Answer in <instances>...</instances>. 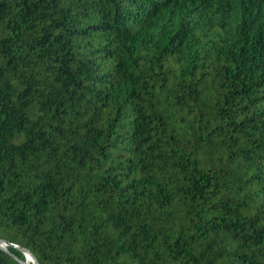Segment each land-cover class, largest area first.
<instances>
[{
	"label": "trees",
	"instance_id": "16d2710c",
	"mask_svg": "<svg viewBox=\"0 0 264 264\" xmlns=\"http://www.w3.org/2000/svg\"><path fill=\"white\" fill-rule=\"evenodd\" d=\"M0 239L264 264V0H0Z\"/></svg>",
	"mask_w": 264,
	"mask_h": 264
},
{
	"label": "water",
	"instance_id": "95a60500",
	"mask_svg": "<svg viewBox=\"0 0 264 264\" xmlns=\"http://www.w3.org/2000/svg\"><path fill=\"white\" fill-rule=\"evenodd\" d=\"M2 243L17 249L22 253H25V252L28 253L34 259V264H38V261L35 259V257L23 246L18 245V244H14V243H10V242H7L5 240L0 239V248L5 250V251H6V249L1 245ZM13 257L19 264H27L26 261H24V260H22L16 256H13Z\"/></svg>",
	"mask_w": 264,
	"mask_h": 264
},
{
	"label": "bare ground",
	"instance_id": "6f19581e",
	"mask_svg": "<svg viewBox=\"0 0 264 264\" xmlns=\"http://www.w3.org/2000/svg\"><path fill=\"white\" fill-rule=\"evenodd\" d=\"M1 245L6 249L7 247L6 244L2 243ZM23 255L25 256V259H26L25 261L27 264H32V263L34 264V259L28 253L25 252L23 253Z\"/></svg>",
	"mask_w": 264,
	"mask_h": 264
},
{
	"label": "rangeland",
	"instance_id": "374dc122",
	"mask_svg": "<svg viewBox=\"0 0 264 264\" xmlns=\"http://www.w3.org/2000/svg\"><path fill=\"white\" fill-rule=\"evenodd\" d=\"M27 258V257H26ZM33 264V263H32Z\"/></svg>",
	"mask_w": 264,
	"mask_h": 264
}]
</instances>
